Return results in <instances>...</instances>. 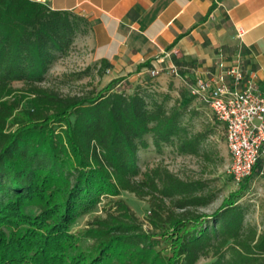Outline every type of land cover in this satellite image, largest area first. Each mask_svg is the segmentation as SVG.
<instances>
[{
	"label": "trees",
	"instance_id": "16d2710c",
	"mask_svg": "<svg viewBox=\"0 0 264 264\" xmlns=\"http://www.w3.org/2000/svg\"><path fill=\"white\" fill-rule=\"evenodd\" d=\"M87 25L40 0H0V264H264V227L246 219L247 203L209 213V180L139 165L147 135L156 150L199 154L204 134L184 120L193 96L169 103V92L119 88L121 78L74 93L44 83ZM92 65L83 72L110 67ZM124 191L147 199L148 227ZM104 198V214L72 231Z\"/></svg>",
	"mask_w": 264,
	"mask_h": 264
},
{
	"label": "crops",
	"instance_id": "0c3cea01",
	"mask_svg": "<svg viewBox=\"0 0 264 264\" xmlns=\"http://www.w3.org/2000/svg\"><path fill=\"white\" fill-rule=\"evenodd\" d=\"M40 1L86 18L75 44L88 64L106 60L104 76L121 78L119 88L149 86L180 103L187 79L220 78L238 62L264 86V0Z\"/></svg>",
	"mask_w": 264,
	"mask_h": 264
},
{
	"label": "rangeland",
	"instance_id": "374dc122",
	"mask_svg": "<svg viewBox=\"0 0 264 264\" xmlns=\"http://www.w3.org/2000/svg\"><path fill=\"white\" fill-rule=\"evenodd\" d=\"M87 57V49L74 44L67 56L53 63L44 83L56 85L63 93L81 92L92 87L100 88L107 85L110 82L109 79L99 76L94 69L88 73L83 72L88 66H93L92 63H87ZM77 73H82L80 74L82 76H78ZM14 85L20 87L22 82H16ZM171 102L172 100L169 103ZM189 106L184 113L185 123L192 133L204 134L199 154H180L169 145L156 150L151 136L147 135L150 146L139 152V165L142 171L162 162L183 178H206L218 192V196L213 203L203 208L204 211L211 213L226 200L237 197L239 201L249 205L246 219L262 229L264 227V175L252 174L245 188L236 184L230 177L231 162L225 126L216 119L210 107L198 102L195 98L190 101ZM24 107H30L28 99L25 100ZM121 196L148 227L147 214L150 208L147 199H141L132 192L126 191L122 192ZM107 202V198H104L94 211L79 217L73 223L71 230H83L87 227V222L95 215L102 216L104 206L108 205ZM211 260V257L201 258L196 264H208Z\"/></svg>",
	"mask_w": 264,
	"mask_h": 264
},
{
	"label": "built area",
	"instance_id": "2783aa9c",
	"mask_svg": "<svg viewBox=\"0 0 264 264\" xmlns=\"http://www.w3.org/2000/svg\"><path fill=\"white\" fill-rule=\"evenodd\" d=\"M174 71L179 74L177 68ZM151 73L155 75L156 69ZM221 76H199L186 84L189 94L210 107L225 126L230 177L241 185L249 175H264V86L245 77L241 62Z\"/></svg>",
	"mask_w": 264,
	"mask_h": 264
}]
</instances>
